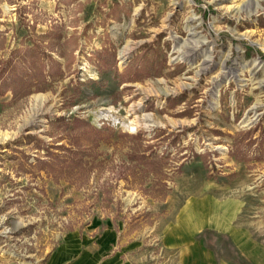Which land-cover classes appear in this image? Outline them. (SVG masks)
I'll use <instances>...</instances> for the list:
<instances>
[{
  "label": "rangeland",
  "instance_id": "374dc122",
  "mask_svg": "<svg viewBox=\"0 0 264 264\" xmlns=\"http://www.w3.org/2000/svg\"><path fill=\"white\" fill-rule=\"evenodd\" d=\"M156 40L166 67L159 77L117 85L112 72L96 71L95 52L113 47L121 72ZM32 45L69 69L45 91H34L33 79L28 92L0 96V264H47L95 218L123 219L143 263L174 264L162 235L212 224L197 233L205 247L264 264V157L231 155L237 134L264 133V0H0V72ZM69 81L81 84L77 96ZM55 118L126 136L83 144L90 152L77 175L19 172L20 153L28 162L43 155L22 137L68 147L49 125ZM124 118L138 122L132 133ZM133 153L164 158L159 176Z\"/></svg>",
  "mask_w": 264,
  "mask_h": 264
},
{
  "label": "trees",
  "instance_id": "16d2710c",
  "mask_svg": "<svg viewBox=\"0 0 264 264\" xmlns=\"http://www.w3.org/2000/svg\"><path fill=\"white\" fill-rule=\"evenodd\" d=\"M47 35L52 39L53 43L59 44L60 37L58 33L53 32ZM157 42L156 40L153 45H144L137 56L133 57L121 72H117L116 70L115 53L111 46L109 49L103 48L95 52L93 64L100 76L104 73L112 72L113 80L116 81L117 85L127 82H138L148 77H159L162 74V69L166 67L164 54L159 49ZM58 57L60 58L59 55ZM62 68L57 60L37 45H32L30 48L24 50H16L0 72V96L8 90L13 95L21 92L23 89H26L28 92L30 86L33 85V79H36L34 91H45L51 86L52 82L62 79L66 75L69 69L68 63H64ZM68 83L73 89V96H77L80 92L81 84L77 81H69ZM175 100V104L180 102L179 99ZM185 114L183 112L179 115ZM49 125L55 131L63 134L62 136L68 142V147L46 145L30 135L22 137V146L33 141L35 144L34 149H41L43 155L34 158L33 162H28L29 157L25 156L24 153H20L22 158L17 165L19 172L33 175L38 171H42L46 175L53 177L77 175L84 166L82 156L89 154V150L95 147L97 143L109 142L112 138L126 136L118 132L115 133L107 125H102L96 129L88 121L77 118L70 120L55 118L49 122ZM255 132L256 126L244 131L242 134H237L233 138L231 155L235 159L241 161H244V159L260 161L264 157V133L259 129L257 135L253 137ZM132 139L137 146L141 145L139 135L136 134ZM83 144L88 145L89 150L86 147L83 148ZM144 149L148 150L149 146H145ZM131 159L141 164L143 172H151L154 177L159 176L161 166L165 162L164 158H156L152 155L145 156L142 153H133ZM203 235V233H199L195 236V239L203 240Z\"/></svg>",
  "mask_w": 264,
  "mask_h": 264
},
{
  "label": "crops",
  "instance_id": "0c3cea01",
  "mask_svg": "<svg viewBox=\"0 0 264 264\" xmlns=\"http://www.w3.org/2000/svg\"><path fill=\"white\" fill-rule=\"evenodd\" d=\"M212 226L205 224L200 229H189L182 234L179 231L165 233L161 245L175 251L174 264H259L241 250L234 259L217 256L195 239L201 229L214 230ZM127 230L123 219H92L84 234L70 232L62 247L50 254L47 264H148L140 258L141 241L126 236Z\"/></svg>",
  "mask_w": 264,
  "mask_h": 264
},
{
  "label": "bare ground",
  "instance_id": "6f19581e",
  "mask_svg": "<svg viewBox=\"0 0 264 264\" xmlns=\"http://www.w3.org/2000/svg\"><path fill=\"white\" fill-rule=\"evenodd\" d=\"M127 55V50H124L122 52H120V57L123 59L125 56ZM123 127H125V129L132 133L136 127L138 126V122H136L135 120H129L127 118H124V121L122 123Z\"/></svg>",
  "mask_w": 264,
  "mask_h": 264
}]
</instances>
